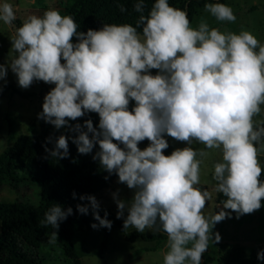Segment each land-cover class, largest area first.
<instances>
[{
  "label": "clouds",
  "instance_id": "9594fccd",
  "mask_svg": "<svg viewBox=\"0 0 264 264\" xmlns=\"http://www.w3.org/2000/svg\"><path fill=\"white\" fill-rule=\"evenodd\" d=\"M135 10L143 13L142 0ZM205 10L219 21L236 20L223 3L205 4ZM15 19L11 4L0 5V21L11 24ZM74 37L78 42L73 43ZM11 41L16 55L10 64L0 65V80L10 68L24 89L34 80L55 84L38 119L78 133L72 139L81 154L99 145L93 159L135 190L130 203L113 194L117 218L127 210L124 228L138 232L159 222L168 237L164 264H201L209 241L221 240L218 232L213 239L212 229L231 218L226 210L239 218L261 208L264 170L256 144L264 139V126L254 128L253 116L264 103V45L250 31L222 33L203 20L192 28L186 11L156 0L136 27L104 24L85 33L78 31L72 16L49 9L43 16L28 17ZM152 69L159 73L152 75ZM130 100L136 102L132 111ZM86 112L99 114V129L90 119L84 125L69 124ZM165 134L188 144L196 140L207 149L222 148L223 162L214 165L213 177L215 191L227 198L219 212L204 215L212 196L196 187L201 164L197 156L207 153L185 147L165 155ZM145 139L150 144L141 150L138 144ZM68 148V137L61 135L53 149L45 150L63 159ZM80 199L90 204H78L77 211L88 214L91 208L99 222L93 229H111L95 196ZM72 214L71 207L65 210L58 204L48 210L42 223L56 229L50 243L56 241L60 222ZM257 259L264 261V250Z\"/></svg>",
  "mask_w": 264,
  "mask_h": 264
},
{
  "label": "trees",
  "instance_id": "16d2710c",
  "mask_svg": "<svg viewBox=\"0 0 264 264\" xmlns=\"http://www.w3.org/2000/svg\"><path fill=\"white\" fill-rule=\"evenodd\" d=\"M71 2L59 12L61 15H70L78 25V31L87 32L89 29L100 30L104 24H131L137 26L141 15L147 16L156 0H142L144 4L143 13L135 10V5L141 0H70ZM224 3L226 0H218ZM170 6L182 9L187 12L190 24L194 16V11L205 7V4L213 3L214 0H168ZM121 7L126 11H121ZM25 20L16 18L11 25L17 30ZM138 32L142 33V27H138ZM77 38H73L76 43ZM258 52L259 49L257 48ZM64 63V61H61ZM7 89V88H6ZM14 93L22 97H29L17 89ZM134 107L129 103V110ZM43 108L40 109L41 113ZM91 120L93 126L99 129L100 117L98 113L86 112L81 118L75 121L69 120L70 125L77 123L84 125L86 120ZM32 131L39 127L38 133L30 135H20L15 137L14 129L11 128L10 138L15 141L12 147L5 150L0 155V188L7 186L13 191H20L27 183L37 184L40 187V198L38 203H31L25 200H15L0 202V264H40L33 256L23 252L20 248L22 240L28 246L40 248L42 241L51 237L56 231L51 225L42 223L45 214L56 204L61 205L65 210L68 207L73 209V214L60 222L58 238L63 240L64 253L74 260V264H81L75 238L78 232L85 229L102 230L106 234L114 229H119L130 242L143 239L147 242H155L158 245L168 240L167 233H143L133 232L128 234V228H124L122 218H117V214L112 210L100 207V216L112 222L111 229H93L92 224L99 222L94 219V215L89 210L88 214H80L77 211L78 204H86L87 200H81L82 195L95 196L107 189L115 179H119L115 173H108L101 166L99 159H93L98 152L97 144L92 153L81 154L77 145L73 142V137L78 135L67 126L57 130L53 125L46 123L43 119H38ZM87 131L86 128L83 129ZM68 137L69 155L67 158H53L45 148L53 149L55 141L59 136ZM91 136V133H90ZM170 136L165 134V139ZM51 138V141H49ZM147 139L140 143H147ZM114 143H119L114 140ZM123 148L124 145L120 144ZM62 151V150H61ZM165 155H171L170 146L164 150ZM263 170V169H262ZM260 180L264 183V171ZM73 193L76 197H73ZM227 198L222 193L217 194V203L221 204ZM260 210L264 213V200H262ZM157 225H160L157 222ZM105 243L102 245V254ZM148 251V250H146ZM218 264H257L255 255L251 250L241 246L224 245L219 250Z\"/></svg>",
  "mask_w": 264,
  "mask_h": 264
},
{
  "label": "rangeland",
  "instance_id": "374dc122",
  "mask_svg": "<svg viewBox=\"0 0 264 264\" xmlns=\"http://www.w3.org/2000/svg\"><path fill=\"white\" fill-rule=\"evenodd\" d=\"M70 0H0V5L9 3L13 6L16 18L26 20L32 15L43 16L49 9L63 10ZM221 3L214 0L213 3ZM223 4L230 6L233 10L236 20L234 22L219 21L212 14L205 10V7L194 11V16L190 26L198 28L203 20L208 23L209 28H217L222 33H236L250 31L264 45V0H226ZM16 29L11 24H5L0 21V65L10 64L16 53L12 50V41L16 35ZM159 73L158 69H152L151 74ZM55 87V84L35 81L24 89L18 85L17 76L8 69L5 80H0V155L12 147L15 143L10 138L11 128L14 129L15 137L20 135H30L39 132V127L32 131L36 125L37 117L43 106L45 96ZM7 88V89H6ZM14 89L29 97H22L14 93ZM130 104L135 107L136 102L130 100ZM260 112L253 116L254 128L264 126V103L260 105ZM168 143L171 153L176 149L191 147L194 150L203 149L207 155L197 156L201 160L199 180L196 187L201 191L208 190L212 199L206 201L203 213L205 216L214 215L221 210L222 204L217 203V192L215 191L217 181L214 177V165L217 162H223V152L221 149H207L205 145L193 140L191 144L186 141H178L169 137ZM150 144L139 143L141 150L147 148ZM258 148V159L264 170V139L256 144ZM112 183L107 189L95 195L100 207L108 208L114 213H118V206L113 194L118 193V199L130 203L135 194L134 189L128 188L126 184L118 182ZM40 187L37 184L27 183L23 185L20 191H13L4 186L0 188V202H9L15 200H25L31 203H38L40 198ZM87 204H90L88 201ZM231 218L217 223L212 229L214 234L218 232L221 236L219 243L209 241L208 249L202 254L201 264H218L219 250L224 245L241 246L251 250L255 255L257 264H264V261L257 259V254L264 250V213L259 209L252 214H244L237 218V213L231 210ZM125 210L123 220L127 218ZM1 231V223H0ZM128 234L136 232L134 227L128 228ZM162 233V227L156 225L152 229H145L143 233ZM51 237L42 241L40 248L28 246L22 240L20 248L23 252L33 256L40 264H74V260L67 257L64 253L63 240L56 238L54 243H50ZM105 248L100 254L102 245ZM168 240L158 245L155 242H147L143 239H137L130 242L119 229H114L110 234L102 230L85 229L77 233L75 245L79 254L81 264H164V256L169 251ZM191 245H189L190 247ZM148 250V251H146Z\"/></svg>",
  "mask_w": 264,
  "mask_h": 264
},
{
  "label": "water",
  "instance_id": "95a60500",
  "mask_svg": "<svg viewBox=\"0 0 264 264\" xmlns=\"http://www.w3.org/2000/svg\"><path fill=\"white\" fill-rule=\"evenodd\" d=\"M117 181V179L114 180V183Z\"/></svg>",
  "mask_w": 264,
  "mask_h": 264
}]
</instances>
